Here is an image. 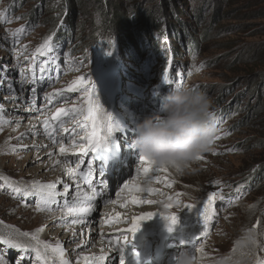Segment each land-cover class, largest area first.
Here are the masks:
<instances>
[{
  "label": "rangeland",
  "instance_id": "1",
  "mask_svg": "<svg viewBox=\"0 0 264 264\" xmlns=\"http://www.w3.org/2000/svg\"><path fill=\"white\" fill-rule=\"evenodd\" d=\"M115 4L119 6L117 14L104 18L105 5L109 9ZM20 28L24 31L16 33ZM50 35L52 51L43 56L36 53ZM202 62L205 66L200 68ZM33 66L35 81L29 83ZM97 68L103 73V84ZM166 71L171 84L163 80ZM80 77L85 78L83 84L75 92L66 91ZM177 84L207 93L211 111L219 119L214 135L219 139L200 153L204 159L184 165L190 170L173 171L168 166L167 173L138 175L139 153L129 155L134 150L135 126L157 112L161 97ZM56 90L65 91L49 103V94ZM89 93H94L123 129L113 134L115 143L106 150L115 158L106 161L94 154L84 155L78 148L76 154L60 153L61 144L71 149L73 141L86 143L78 125L74 132L70 130L80 117H64L50 123L55 129H44L45 119L52 122L58 109L85 105ZM0 120L8 121L0 124V178L21 188L33 182L55 183V191L63 194L50 209L38 212L36 196L14 195L11 189L0 188V236L42 228L39 237L45 235V242L53 246L62 245L68 264H85L82 256L105 255L111 250L83 247L90 234L128 228L130 223L125 220L140 214L132 206L140 212V208L154 211L142 224L151 222L144 233L156 237L163 235L162 229L168 230L160 213L168 215L191 203L195 206L179 211L174 230L166 233L171 235L167 249L175 254L192 249L193 242L196 248L203 246V254L195 252L197 264L264 261V0H0ZM65 128L69 131L64 132ZM59 159L61 162L53 165ZM66 168L75 169L76 175L70 176ZM185 174L189 178H179ZM157 176L161 180L157 181ZM165 176L175 181L172 184L178 190L163 184ZM61 179L65 181L60 184ZM89 179L100 195L92 201L90 214L77 217L86 221L79 229L67 214L69 204L63 199L76 195L72 183ZM129 182L159 192L130 193L124 189ZM65 184L69 186L66 194ZM83 191L91 189L86 186ZM213 192L224 199H217L213 206L207 237L194 241L205 224L200 215L203 202ZM177 193L181 194L178 199ZM156 194L173 197L168 201L173 207L166 209L167 201L154 198ZM132 195L158 203H126ZM115 198L126 201V207L119 208L120 201L112 204ZM116 213L122 215L123 222L114 219ZM257 222L258 227L253 228ZM250 236H255V246ZM181 240L187 243L181 245ZM94 242L103 244L98 238ZM0 255L8 264H35L34 253L25 256L2 242ZM110 257L107 264L114 261V256ZM52 259L58 264V257ZM160 264L172 263L163 259Z\"/></svg>",
  "mask_w": 264,
  "mask_h": 264
},
{
  "label": "snow or ice",
  "instance_id": "2",
  "mask_svg": "<svg viewBox=\"0 0 264 264\" xmlns=\"http://www.w3.org/2000/svg\"><path fill=\"white\" fill-rule=\"evenodd\" d=\"M24 29L20 28L16 30V33L23 32ZM15 35V33H14ZM54 35V33H53ZM36 53L40 55H45L52 51V36H47L43 42L36 48ZM107 54H111V51ZM46 63V62H45ZM205 65L203 62L200 65V68H203ZM41 72L44 71V64L40 65ZM199 70V69H197ZM24 72V69H21V73ZM35 66H33V79L32 81H29V83H33L35 81ZM84 77H80L77 81H74L72 85H70L66 91L69 92H75L81 84H83ZM163 80L165 83L171 84L172 81L169 79V74L166 71L163 75ZM178 85V84H177ZM95 87V85H93ZM65 90H56L54 93L49 94V103L52 102L51 98L57 95H62ZM35 103V101H33ZM73 117L74 119L76 117H80L81 119L77 120V125L80 127L81 131H83L85 134L83 137H81L82 141H86V143H80L77 144L75 141H73L72 148L69 149L67 146L61 144L60 146V153L66 154L69 151H72L73 154H76V149L78 148L81 153L84 155L94 154L95 158L98 159L100 157H106V150L109 147L110 143H115L113 139V134L116 131H123V129L120 127V125L117 122H114L113 116L110 112H107L100 104L97 99L94 98V93H89L86 97V104L81 105L79 107L73 106L72 108H61L58 109L51 117L52 121H62V118L64 117ZM213 118L218 123L219 119L215 116L213 113ZM8 123V121L0 120V124ZM44 129L47 132L50 127L49 119H45L43 121ZM54 131V129H53ZM64 132H68L69 129L65 128L63 129ZM73 132L75 129L72 130ZM50 136H52V132L48 133ZM22 136L25 134H21ZM227 135V133H225ZM54 138V137H53ZM219 139L218 136H214L212 138L211 143ZM35 147V145H33ZM23 147H28L27 145H24ZM15 149L13 148V151ZM233 149H229V151H232ZM214 151V150H213ZM49 156L52 155L51 152L48 153ZM196 160L204 159V157L201 154H198L195 157ZM139 161L141 162L140 167L137 169V173L143 174L144 176H147L150 172H168V166L165 164H160L158 167H154L157 165L156 161L144 156L139 155ZM55 163H59V161H55ZM66 172L70 176H75L76 172L73 169L66 168ZM177 170H180L177 166ZM104 168L103 166L100 167V172L103 173ZM88 175L90 176L91 173L89 172ZM3 180V183H0V188L7 187L11 189L12 193L14 195L22 194V196H36L37 203H36V211H44L45 209H50L51 204L55 203V198L59 195H63L62 193H58L55 191L56 184L55 183H47V184H41L40 182H33L31 185L25 186L23 188L21 187H14L12 181L8 180L7 178H0ZM157 181L161 180V177H156ZM165 181H167L168 186L170 187L172 183H175V181H169L167 179V176L163 178ZM88 187L91 189V192L83 191L77 186V193H76V204L83 206H73V207H67V214L74 216V217H84L90 214L93 209L94 205L92 204V201H94L97 197V195H100V193L97 192L96 188L93 186L94 182L92 180H88ZM217 183H219L217 181ZM68 185H64L65 193H67ZM124 189H127L130 193L131 192H147V193H157L159 192V189L156 188H141L137 183L135 182H129L124 185ZM239 191V189H237ZM181 194L177 193L176 197L179 198ZM173 197H168V201H172ZM220 199L223 200L224 197L222 195H219L216 192L211 193L207 200L203 202V209L200 211V215L204 219V228L199 233V237H195L194 241L199 240V238H206L208 234V227H207V221L211 214L213 213V206L216 203V200ZM111 203L115 204L116 201H111ZM126 203L131 204H155L158 203L156 200L151 199H143L137 195H132L131 199L127 201ZM126 203L122 204V207H126ZM231 203V201H229ZM194 204L191 203H185L183 205V208L188 207L191 209L194 207ZM164 207L166 209H170L173 207L171 202L164 203ZM155 213L154 212H142L139 215H133L130 218V227L125 229H119L120 236H118L115 240V246H117V250L120 254V260L119 264H125L124 260V248L127 244H131L132 240L135 237L136 232L140 229L141 224L145 220H149L153 217ZM160 215L164 218V220L167 222V228L169 232H172L174 230V226L178 223V217L176 212H171L168 215H164L160 213ZM122 215L120 213H116V216L114 219L120 220L122 219ZM61 221H63V217H61ZM82 220L74 219L72 223H82ZM111 222V221H109ZM259 222H257V225H253V228L258 227ZM43 231L42 228H37L35 232L28 233V232H19L16 230V235H10L8 237L0 236V242H2L3 245H6L10 249H17L20 250L21 253H23L25 256H28L30 254L34 253V261L35 264H56V262L53 261L52 257H58V264H68V261L64 259V249L62 245L56 244L55 246L42 241L39 237V233ZM251 231V230H249ZM130 234V235H129ZM75 236V233H73ZM20 237L28 238L27 241L21 240ZM250 243L255 246L258 242L255 238V236L249 237ZM113 242L110 240L109 244L111 245ZM187 243L184 240L180 241V244L183 245ZM192 250L195 254V252H200L203 254V246L200 248H196L194 242L192 243ZM139 254L137 253V256ZM251 255V253H249ZM85 264H106V261L109 259H112V257L101 254V255H92L82 256ZM194 259H197V257L194 255ZM0 264H8L7 260L3 255H0ZM254 264H264V261H261L259 259L254 261Z\"/></svg>",
  "mask_w": 264,
  "mask_h": 264
},
{
  "label": "clouds",
  "instance_id": "3",
  "mask_svg": "<svg viewBox=\"0 0 264 264\" xmlns=\"http://www.w3.org/2000/svg\"><path fill=\"white\" fill-rule=\"evenodd\" d=\"M134 132L132 146L139 155L181 169L208 150L216 133L211 100L203 90L176 85L161 97L159 110L139 121ZM194 255L192 249H181L173 256L174 264H197Z\"/></svg>",
  "mask_w": 264,
  "mask_h": 264
},
{
  "label": "bare ground",
  "instance_id": "4",
  "mask_svg": "<svg viewBox=\"0 0 264 264\" xmlns=\"http://www.w3.org/2000/svg\"><path fill=\"white\" fill-rule=\"evenodd\" d=\"M97 72L99 73L98 75L100 76V83H102L103 84V81H104V79H103V73L99 70V68H97ZM105 96L103 97V99L105 100ZM102 99V100H103ZM41 118V117H40ZM40 118H38V119H40ZM60 122V121H59ZM50 123L52 124L53 123V121L51 122L50 121ZM74 126H71V128H70V130H72V129H76L77 128V124H73ZM52 128H56V125H54L53 124V126H52ZM55 139H57V137H54V139H52V140H55ZM62 140H64V139H62ZM137 153H139L138 152V150H136L135 148H134V150H131L130 151V156H132V154H137ZM106 157H107V159L109 160V159H112V158H115V154H106ZM102 159H104V157H101ZM105 161H106V159H104ZM59 162H61L60 161V159L58 160ZM56 164H59V163H54L53 165H56ZM53 165H51V167L50 168H52V166ZM191 167H193V166H191ZM54 169H56V168H54ZM171 169L173 170V171H175V168H173V167H171ZM182 169H184V170H188L189 169V166H183V168ZM73 170H75V169H73ZM89 170V169H88ZM88 170H82V171H85V172H88ZM190 170V169H189ZM91 172V171H90ZM92 173V172H91ZM181 177H184V178H189L188 177V175L187 174H185V175H180V177L179 178H181ZM183 178V179H184ZM135 180V179H134ZM189 180V179H188ZM64 181L65 180H63V179H61L58 183H64ZM135 182H136V180H135ZM189 182V181H188ZM75 185V192H77V186H79V188L81 189V190H84L85 189V187L86 186H88V183H86V181H84L83 183H79V184H75V183H72V185ZM163 184H167V181H163ZM171 189L172 190H178V188H177V185H175V184H172L171 186ZM63 189V188H62ZM192 194H194V193H192ZM74 195V194H73ZM70 196V197H66V198H64L63 199V202L64 203H66V204H69L67 207H73V206H83V204H81V205H77L76 204V201H75V198H76V195H74V196ZM154 198H158V199H160V198H164V200L165 201H167V203H168V197L167 196H165V195H163V194H156L155 196H154ZM125 199V198H124ZM114 201H116V203L115 204H117V201L119 202L118 204H119V208L120 207H122L121 205L122 204H124V202H126V201H121V200H119V199H117V198H115V200ZM172 203V202H171ZM113 204V203H112ZM184 204V203H183ZM138 205H141V204H138ZM132 208H133V210L134 211H136V213L137 214H139V213H142V212H145L144 210H143V208H140L141 209V212H140V210L139 209H137V207L136 206H132ZM181 209H184L183 207L181 208ZM153 211V210H152ZM154 212V211H153ZM175 212V211H174ZM178 212V211H177ZM176 212V213H177ZM180 213L178 212L177 213V217H178V220H179V215ZM73 219H77V220H82L83 222L82 223H77V225H80V228L79 229H81L82 227H83V223L84 222H86L84 219H79V218H77V217H72ZM87 220V219H86ZM90 221V220H89ZM88 221V222H89ZM125 221H128L129 223H130V219H127V220H125ZM125 221H124V223H125ZM118 222L119 223H121V222H123L122 221V219H120V220H118ZM151 222H149V223H146L145 225H143V224H141V227H140V229L138 230V232H142L141 233V236L145 239V241H147V243H149V244H151V241L150 240H152L154 243H155V245H156V250H153V248H152V252H151V254L149 255L150 256V261L149 262H147V263H142V264H160V262L163 260V259H165V260H167V261H170L172 264H174V260H173V256H174V253L172 252V251H170L169 249H167L168 248V246H169V243H170V241H169V237H168V235L169 236H171L170 234H166V233H168L169 231L168 230H161V231H163L162 233H163V235H160V236H158V234H156L157 236L155 237V236H153V235H151V234H147V232H145L144 233V231L145 230H147V226H148V224H150ZM119 229H125V228H118V229H110L109 231H108V233H106V232H99V231H97V230H95V231H93L91 234H90V239H89V241L87 242V243H85L84 244V246L83 247H88V246H91V250H93L94 251V249H97V251H99V250H104V249H106V248H111V249H113L114 250V254H112V255H110V256H118L119 255V251L117 250V246H115V240L116 239H113V237H118V236H120V233H119ZM173 234V233H172ZM111 236H113V237H111ZM166 236H167V238H166ZM96 238H98V239H101L102 241H103V244H101V243H95L94 242V239H96ZM40 239L42 240V241H45L46 240V236L45 235H43L42 237H40ZM112 241L113 243L110 245L109 244V241ZM164 242H166V244L164 243ZM138 245V247L140 248V242H139V239H136L134 242H133V246H135L134 248H136L137 249V246ZM152 245V244H151ZM105 246V247H104ZM154 246V245H153ZM142 247H144V249L145 248H147L146 247V245H143ZM167 247V248H166ZM149 256H148V258H149ZM139 259V258H138ZM124 260H125V258H124ZM107 264V263H106ZM126 264V263H125Z\"/></svg>",
  "mask_w": 264,
  "mask_h": 264
},
{
  "label": "trees",
  "instance_id": "5",
  "mask_svg": "<svg viewBox=\"0 0 264 264\" xmlns=\"http://www.w3.org/2000/svg\"><path fill=\"white\" fill-rule=\"evenodd\" d=\"M105 3V2H104ZM106 4V3H105ZM118 9H119V6L117 5V4H115V5H113V6H111V8H109L108 9V7L105 5V9L103 10L104 11V13H103V17L105 18V15L107 14V16H108V14H110V15H114V14H117V11H118ZM109 10V11H108ZM121 15L122 14H118V17H121ZM110 26V25H109ZM111 29H113V28H109V30H111ZM107 30H108V28H107Z\"/></svg>",
  "mask_w": 264,
  "mask_h": 264
}]
</instances>
